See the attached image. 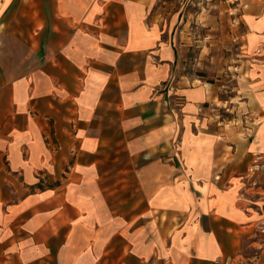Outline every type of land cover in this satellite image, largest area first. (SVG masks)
Listing matches in <instances>:
<instances>
[{"label": "crops", "instance_id": "1", "mask_svg": "<svg viewBox=\"0 0 264 264\" xmlns=\"http://www.w3.org/2000/svg\"><path fill=\"white\" fill-rule=\"evenodd\" d=\"M181 1L0 0V264H264V0L250 129L175 77Z\"/></svg>", "mask_w": 264, "mask_h": 264}, {"label": "rangeland", "instance_id": "2", "mask_svg": "<svg viewBox=\"0 0 264 264\" xmlns=\"http://www.w3.org/2000/svg\"><path fill=\"white\" fill-rule=\"evenodd\" d=\"M177 8L178 21L169 29L178 53L175 77L190 84L211 83L215 104L226 108L219 109V117L227 116L231 125L237 124L243 115L238 107L242 106L245 125L250 129L256 118L251 112L253 81L247 76V67L254 54L243 52L245 27L238 5L228 0H182ZM255 123L260 125L261 120L258 118ZM263 126L264 121L257 134ZM251 237L255 235L252 233ZM246 248L247 256L257 252L256 246Z\"/></svg>", "mask_w": 264, "mask_h": 264}]
</instances>
